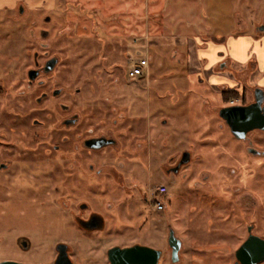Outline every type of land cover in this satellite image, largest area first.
Masks as SVG:
<instances>
[{"label": "rangeland", "instance_id": "rangeland-1", "mask_svg": "<svg viewBox=\"0 0 264 264\" xmlns=\"http://www.w3.org/2000/svg\"><path fill=\"white\" fill-rule=\"evenodd\" d=\"M201 1L35 0L34 5L39 6V11L21 21H26L25 25L30 28L32 20L39 17V27L49 30L48 37L39 34V42L46 45L33 43L29 33L24 39L0 38V46L7 41L11 50L20 49L27 67L33 64L30 50L33 52L35 48L59 58L60 64L49 83L67 91L81 87L84 93L78 95L79 104L86 102L85 95L88 94L95 106L124 110L125 117L119 122V129L123 131L120 136L122 147L127 150L118 159L111 155L103 168L116 170L123 162L128 166L127 173L106 179L110 188L107 204L118 203L126 195H131L130 203L137 202L132 206L130 203L121 205L122 220L116 209L102 208L100 211L107 218L104 231L81 232L69 237L70 232L73 235L75 231L72 226L68 224L67 227L62 222L56 208L39 205V194L30 193L28 189L29 192L21 199L16 197V204L7 210L10 231L0 233L4 238L0 241V260L54 264L58 257L55 247L64 242L71 247L69 254L74 264H110V248L135 244L162 250L159 264H236V251L247 239L248 226L252 222L256 224L254 232L264 238V155L249 151L253 147L264 152V131H251L246 141H240L219 115L227 103H237L244 97L251 100L257 86L245 77L240 85L224 84L219 85V89L202 83L201 74L195 72L198 69L194 59L197 28L192 24L198 13L205 10L210 11V15L218 11L214 18L212 16L211 23L219 30L233 24L238 29L243 18L254 24L264 12V0ZM3 15L0 9L1 19ZM48 15L52 17L50 23L44 21ZM21 21H11V25ZM9 57L13 59L12 55ZM141 58L149 61L150 68L144 80L139 82L140 93L137 95L129 92L121 77L124 76L123 69L126 74L129 71L131 60ZM227 87L237 91L238 95L225 99V93L230 91ZM69 98L63 96L62 100ZM47 104L39 103L42 121L39 140L42 141L59 137L55 131L58 121L53 118L55 114L47 115ZM32 116H27L25 126L28 139L35 137L34 132L38 130L32 126ZM12 120L0 123V138L21 136ZM141 135H150L153 142L145 150L138 151ZM184 151L191 153L192 162L185 168L187 180H178L173 185L172 198L166 195V206L171 205L169 214L146 218L143 201L132 195V185L144 184L147 190L144 197L150 196L151 190L161 184L169 190V179L162 178L157 168L164 159L176 158ZM40 153L39 182L46 185L45 190L51 195L54 183L49 182V171H57L59 177L56 179L62 185V179L66 178L63 172L74 169L73 165L77 163L54 152L50 158H44V151ZM153 155L155 164L152 167H146V162L142 166L138 161L141 158L147 161ZM34 166L31 163L26 170L34 169ZM207 175L213 183L201 180ZM23 185L31 184L26 181ZM77 185L72 184L70 190L74 191ZM198 186H209L210 195L206 199L196 198L201 196L196 194L199 191L204 193ZM227 190L232 191L231 198ZM68 191L69 188L63 194L67 195ZM149 206L154 212L153 205ZM169 228H173L182 241L176 262L172 260L168 243ZM21 235L28 238V250L20 249L17 244Z\"/></svg>", "mask_w": 264, "mask_h": 264}, {"label": "flooded vegetation", "instance_id": "flooded-vegetation-1", "mask_svg": "<svg viewBox=\"0 0 264 264\" xmlns=\"http://www.w3.org/2000/svg\"><path fill=\"white\" fill-rule=\"evenodd\" d=\"M2 1L6 3H0V9L5 14L2 19L0 17V38H5L6 36L10 38L13 36L14 39H24V35L27 36L29 33V39L33 40V43L38 45L40 43L45 46L46 44L39 42V34L41 37H48L49 30L39 27V17L32 20L33 26L30 28L25 25L26 21H21V19L26 20L29 17H33L34 11H39V6L34 5L35 0H15L14 3L12 2L13 0ZM17 20L21 21V23L11 25V21ZM51 20L52 17L49 15L44 18L46 23H50ZM10 48L7 41H4L0 46V123L5 120L11 122L13 118L12 121L18 126L17 128L21 136L14 139L0 138V210H3L2 214H0V233L4 231L7 234L10 231V217L7 216V210L11 208V205L16 204L14 199L16 197L21 199L23 195L29 192L28 189H30V193L39 194V200H41L39 201V205L56 208L60 212L59 216L62 222L67 227L68 224L72 226L75 231L73 235L70 232L69 237L80 235L79 233L81 232L83 234H90L104 231L107 218L106 214L100 210L102 208H106L107 210L116 209L120 220H122L121 205L123 203H130L129 197L131 195H126L118 203L107 204L110 188L106 179L109 176L116 178L126 175L127 165L125 166L123 162H120L118 169L112 171H107L103 168L105 167L104 163H108L111 155L118 159L127 150L122 147L120 136L123 134V131L119 129V122L125 117L124 110L121 107L108 109L102 105L95 106V104H92V99L88 94L85 95L86 102L80 103L83 104L80 105L77 98L79 94L84 93L81 87L72 88L67 91L65 88L53 86L49 83V78L60 64L59 58L51 56L48 51L40 52L39 48H35L33 52L30 50L33 64L27 67L26 61L21 57L20 49L11 50ZM10 55L13 56V59L9 57ZM51 60L57 61L53 68H49ZM123 74L124 76L122 75L121 78L127 85L129 92L139 95V82L143 81L145 77H130L129 71L126 74L124 69ZM199 76L202 78L201 82L206 83L202 74ZM115 81H119V79H115ZM145 84L147 83L145 82ZM236 85H240V83ZM230 88L227 87L228 90ZM257 88L264 89L259 86ZM225 91L222 93H225ZM67 95L70 97L69 100H62V97ZM254 101L255 90L251 100L242 99L237 103H227L225 107L248 105ZM43 102L48 103L46 109L49 111V114L47 115L51 116L55 114L53 118L58 121L55 131H58L59 137H52L47 141L39 140V125L42 124V121L39 119V103ZM34 113L35 116H32ZM28 115L33 117H31L32 126L38 127V130L34 132L35 137L30 139L26 138L27 131L25 129ZM223 121L230 128L224 119ZM137 136L139 137V134ZM140 137H142V140L137 144L138 151L145 150V147H149L153 142L150 135L146 137L145 135H141ZM238 140L244 142L247 139ZM40 151L45 152L44 158H50L52 156L51 153L54 152L56 155L77 163V165H73L74 169L63 172L65 173L63 177L66 178L62 179V185H59L60 181L56 179V177H59L56 175L57 171H49L50 184H58L52 185L51 195L46 192V185L43 186V182H39ZM249 151L259 156L264 155V152L253 147H250ZM185 152L187 151L182 152L176 158L170 157L164 159V163L157 168L162 178L169 179L170 181V188L167 193L170 198H172V192L174 193L173 185H176L178 180L184 182L187 180L185 168L191 164L192 158L189 162L182 163ZM141 160L138 161H140L142 166L145 165V162L146 167H152L155 164L154 155L151 159L147 160L148 162L142 158ZM31 163L36 165L34 169L26 170L27 166ZM129 173L133 176L132 172L129 171ZM135 178H137V175ZM205 179L206 183L214 182L213 179V182H211V177H208V175L201 178L202 181H205ZM26 181H29L31 185H23ZM72 184H78L77 188L74 189L75 192L70 190V186L73 188ZM132 186V195L137 196V199L140 197V200L143 201L146 218L151 219L155 214L158 217L159 215L166 216L169 214L170 204L165 206L163 211L157 213L150 211L149 205H152V201L149 195L148 197H144V193L147 191H145V185L136 183ZM68 188L67 195L63 194ZM197 188L204 189V193L199 191L196 194L201 196H196V198L206 199L210 195L209 186H198ZM61 189H63V193L60 192ZM227 191H229L228 194L231 198L230 193L232 191ZM48 202H51V204ZM130 204L132 206L133 204H137V202H131ZM255 227L256 224L254 222L248 226L247 238L251 233L257 235L254 232ZM172 230L174 229L169 228L168 243ZM3 239L0 236V241H3ZM25 241L28 242V238L22 235L17 239V244L22 250L29 249L24 247ZM60 243L55 247L57 255ZM68 250L71 254V247L69 245ZM6 260L1 259L0 263Z\"/></svg>", "mask_w": 264, "mask_h": 264}, {"label": "crops", "instance_id": "crops-1", "mask_svg": "<svg viewBox=\"0 0 264 264\" xmlns=\"http://www.w3.org/2000/svg\"><path fill=\"white\" fill-rule=\"evenodd\" d=\"M205 13L206 10L199 12L192 22L197 28L194 59L198 69L195 72L201 73L204 81L216 89L224 84H239L244 77L264 88V31L260 30L264 25V12L254 24L242 17L238 29L233 24L222 30L211 23L212 16L214 18L218 11L213 15L210 11Z\"/></svg>", "mask_w": 264, "mask_h": 264}, {"label": "water", "instance_id": "water-1", "mask_svg": "<svg viewBox=\"0 0 264 264\" xmlns=\"http://www.w3.org/2000/svg\"><path fill=\"white\" fill-rule=\"evenodd\" d=\"M264 31V25L260 27ZM56 60H51L49 68H53ZM34 77V76H32ZM264 89L255 90V101L248 105H236L223 107L220 116L227 122L233 135L238 139H246L248 133L254 130L264 131ZM102 141V140H98ZM191 160V153L185 152L182 163ZM251 231V229H250ZM24 247L29 248L30 243L25 241ZM169 245L172 248V260H179V252L182 241L176 237L172 230L169 237ZM163 251L148 245L135 244L132 246H114L108 250L110 264H159ZM236 264H260L264 261V238L251 233L249 237L236 251ZM0 264H27L23 262L6 260ZM54 264H74L70 257L68 245H58V257Z\"/></svg>", "mask_w": 264, "mask_h": 264}, {"label": "built area", "instance_id": "built-area-1", "mask_svg": "<svg viewBox=\"0 0 264 264\" xmlns=\"http://www.w3.org/2000/svg\"><path fill=\"white\" fill-rule=\"evenodd\" d=\"M149 61L145 58L139 60H131L129 76L130 77H145L149 71ZM168 187L160 185L156 189L151 190L150 199L155 211L160 212L166 206V195Z\"/></svg>", "mask_w": 264, "mask_h": 264}, {"label": "trees", "instance_id": "trees-1", "mask_svg": "<svg viewBox=\"0 0 264 264\" xmlns=\"http://www.w3.org/2000/svg\"><path fill=\"white\" fill-rule=\"evenodd\" d=\"M233 90H234V89H230V91H229L227 94L225 93V95H224V96H225V99H226V98H229L230 96H233V95H234V96H235V95H236V96L238 95V92H237V91H233ZM243 99H245V97H244Z\"/></svg>", "mask_w": 264, "mask_h": 264}]
</instances>
